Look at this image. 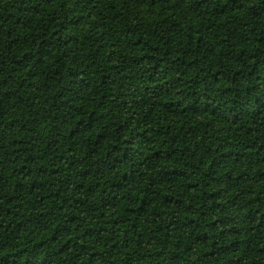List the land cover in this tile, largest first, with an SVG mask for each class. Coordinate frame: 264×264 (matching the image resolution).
Listing matches in <instances>:
<instances>
[{"label":"trees","instance_id":"1","mask_svg":"<svg viewBox=\"0 0 264 264\" xmlns=\"http://www.w3.org/2000/svg\"><path fill=\"white\" fill-rule=\"evenodd\" d=\"M0 264H264V0H0Z\"/></svg>","mask_w":264,"mask_h":264}]
</instances>
